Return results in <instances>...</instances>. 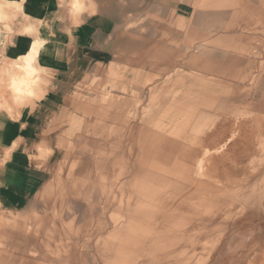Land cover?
I'll use <instances>...</instances> for the list:
<instances>
[{
    "label": "rangeland",
    "instance_id": "obj_1",
    "mask_svg": "<svg viewBox=\"0 0 264 264\" xmlns=\"http://www.w3.org/2000/svg\"><path fill=\"white\" fill-rule=\"evenodd\" d=\"M217 4L200 32L172 15L148 29L146 69L58 88L62 156L29 209L0 210V264H264V0ZM216 46L229 62H190ZM50 87L18 104L0 84V108Z\"/></svg>",
    "mask_w": 264,
    "mask_h": 264
},
{
    "label": "crops",
    "instance_id": "obj_2",
    "mask_svg": "<svg viewBox=\"0 0 264 264\" xmlns=\"http://www.w3.org/2000/svg\"><path fill=\"white\" fill-rule=\"evenodd\" d=\"M69 1L27 0L24 11L29 16L21 14L18 20L21 30L32 25V39L43 40L39 63L49 70L57 69L58 73H53L51 87L36 101L33 110L26 108L11 114L0 108V210L3 212L29 209L47 182L49 171L62 156L47 122L53 110L65 101L58 88L60 92L67 91L75 75L82 78L107 65L136 69L140 65L146 69L144 56L151 53L154 37L147 34L148 29L159 26L172 15L177 20L188 18L200 32L203 24H212L217 12L211 9L218 5L217 0H93L96 14L81 18L68 8ZM81 19L86 22L76 29L74 25ZM144 22L148 25L140 32L133 30ZM29 40L27 36L15 37V47H8L7 56L15 59L26 50ZM220 49L217 46L195 49L193 60L189 61L213 67L222 60L226 64L228 59ZM178 50L182 49L177 48L174 54L180 53ZM55 54L60 56L59 60ZM0 58H3L2 50Z\"/></svg>",
    "mask_w": 264,
    "mask_h": 264
},
{
    "label": "clouds",
    "instance_id": "obj_3",
    "mask_svg": "<svg viewBox=\"0 0 264 264\" xmlns=\"http://www.w3.org/2000/svg\"><path fill=\"white\" fill-rule=\"evenodd\" d=\"M26 2L27 0H0V50L2 57L9 61L6 64L0 58V84L7 88L9 96L14 97L18 104H23L30 98L38 99L43 94L42 89L50 86L48 77L58 73L57 69L49 70L39 63V42L35 45L31 43L29 50L15 59L6 54L9 46L15 47V37L27 36L32 39L31 30H21L18 23L21 14L23 17L29 16L24 11ZM71 9L81 18L96 14L93 0H72ZM84 22L86 21L81 19L74 27L78 29ZM65 35L70 36L69 33ZM55 58L59 60L60 56L55 54Z\"/></svg>",
    "mask_w": 264,
    "mask_h": 264
},
{
    "label": "bare ground",
    "instance_id": "obj_4",
    "mask_svg": "<svg viewBox=\"0 0 264 264\" xmlns=\"http://www.w3.org/2000/svg\"><path fill=\"white\" fill-rule=\"evenodd\" d=\"M71 2H72V1H71ZM70 8H71V3H70ZM27 29H30V30L32 31V30H33V27L30 26V25H28V26L26 27L25 30H27ZM38 42H39V44H40V46H41L43 40L38 39V38H33V39H31V40L29 41L28 45H27V50H26L23 54H25V53L29 50V48H30V46H31V43H32L33 45H35V44H37ZM38 54H39V49H38L37 55H38ZM186 165H187V164H186ZM188 166H190V165H188ZM188 166H186V167H188ZM186 171H187V170H186Z\"/></svg>",
    "mask_w": 264,
    "mask_h": 264
}]
</instances>
